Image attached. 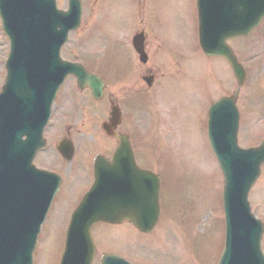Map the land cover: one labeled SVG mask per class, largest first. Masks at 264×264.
Instances as JSON below:
<instances>
[{
    "label": "rangeland",
    "instance_id": "1",
    "mask_svg": "<svg viewBox=\"0 0 264 264\" xmlns=\"http://www.w3.org/2000/svg\"><path fill=\"white\" fill-rule=\"evenodd\" d=\"M82 1L80 30L70 36L61 56L102 78L107 98L94 101L89 92L77 89L73 78L58 98L61 110L47 132L50 147L36 166L60 172L64 188L43 227L35 264H60L71 214L93 184V158H111L117 148L118 142L101 130V124L110 122L107 109L116 104L125 116L120 127L132 138L138 164L162 176L161 219L149 236L127 225L97 226L93 264H101L108 253L135 264H218L225 236L224 177L208 139L207 112L238 86L225 60L207 58L200 49L197 0ZM57 4L65 11L68 0ZM126 28L128 35H120ZM137 28L149 38L145 67L156 77L150 89L131 42ZM82 36L89 41L80 45ZM231 44L247 71L238 100L239 145L256 147L264 142V21L249 37ZM8 54L0 21V92ZM64 136L76 146L71 165L56 150ZM249 200L264 223V165Z\"/></svg>",
    "mask_w": 264,
    "mask_h": 264
},
{
    "label": "water",
    "instance_id": "2",
    "mask_svg": "<svg viewBox=\"0 0 264 264\" xmlns=\"http://www.w3.org/2000/svg\"><path fill=\"white\" fill-rule=\"evenodd\" d=\"M198 11L202 49L208 56L227 59L241 88L246 73L227 40L247 36L260 25L264 0H198ZM0 16L11 41L0 94V264H32L37 235L60 186L55 176L32 167L37 151L45 146L42 133L56 92L68 75H75L79 86L90 87L97 98L104 84L60 58L69 32L81 22L79 0H69L67 12L56 8V0H0ZM135 48L143 55L140 41ZM236 99H222L210 110L209 139L226 180V245L219 264H264V225L252 215L248 202L264 164V143L249 150L238 145ZM58 149L72 156L66 141ZM95 172L92 189L72 217L61 264H92L96 248L91 229L99 222L128 220L149 233L159 220V178L136 166L125 137L120 138L114 162L99 157ZM102 262L130 264L112 255Z\"/></svg>",
    "mask_w": 264,
    "mask_h": 264
},
{
    "label": "flooded vegetation",
    "instance_id": "3",
    "mask_svg": "<svg viewBox=\"0 0 264 264\" xmlns=\"http://www.w3.org/2000/svg\"><path fill=\"white\" fill-rule=\"evenodd\" d=\"M148 43H149V38H148V36H146V42H144V48H145V50H146V52H147V48H148ZM147 54H148V52H147ZM141 65H142V69L145 71V73L147 74V75H149V74H151L152 73V75H153V71L151 70V68H147V67H145L146 65H144V64H142L141 63ZM146 68V69H145ZM146 75V76H147ZM146 76H144L143 77V80H144V78H146ZM153 76H155V75H153ZM139 93V92H138ZM134 94V93H133ZM121 126V125H120ZM118 127L117 129H116V133L117 134H123V135H128V133L123 129V125H122V127ZM113 142H118L117 141V139H113ZM117 146H118V144H117ZM116 149V148H115ZM114 149V150H115ZM114 152V151H113ZM109 159V158H108ZM35 163V165H36V163H37V160L34 162Z\"/></svg>",
    "mask_w": 264,
    "mask_h": 264
}]
</instances>
